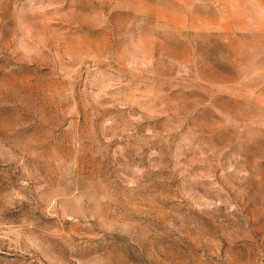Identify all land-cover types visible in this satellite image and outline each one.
<instances>
[{"label": "rangeland", "instance_id": "374dc122", "mask_svg": "<svg viewBox=\"0 0 264 264\" xmlns=\"http://www.w3.org/2000/svg\"><path fill=\"white\" fill-rule=\"evenodd\" d=\"M0 264H264V0H0Z\"/></svg>", "mask_w": 264, "mask_h": 264}]
</instances>
